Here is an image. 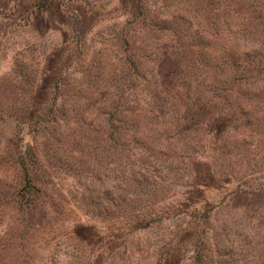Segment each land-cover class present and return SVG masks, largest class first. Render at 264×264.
Wrapping results in <instances>:
<instances>
[{
    "label": "rangeland",
    "instance_id": "374dc122",
    "mask_svg": "<svg viewBox=\"0 0 264 264\" xmlns=\"http://www.w3.org/2000/svg\"><path fill=\"white\" fill-rule=\"evenodd\" d=\"M183 236L264 264V0H0V264Z\"/></svg>",
    "mask_w": 264,
    "mask_h": 264
},
{
    "label": "trees",
    "instance_id": "16d2710c",
    "mask_svg": "<svg viewBox=\"0 0 264 264\" xmlns=\"http://www.w3.org/2000/svg\"><path fill=\"white\" fill-rule=\"evenodd\" d=\"M200 229H198L199 231ZM184 236L179 238V241H177L176 244V248H174L173 251H171L172 254L164 253V251H160L157 254V259L159 257H161L162 259L160 260L161 263H157V264H174L176 261H178L180 259V255L182 254V244H184L183 242ZM190 240H193V238L191 237ZM186 256V255H184ZM202 257H203V251L199 248L197 250V256L195 258H193V264H201L202 261Z\"/></svg>",
    "mask_w": 264,
    "mask_h": 264
}]
</instances>
